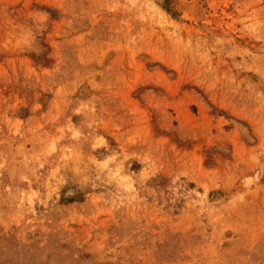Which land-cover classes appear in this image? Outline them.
Segmentation results:
<instances>
[{
    "label": "rangeland",
    "instance_id": "374dc122",
    "mask_svg": "<svg viewBox=\"0 0 264 264\" xmlns=\"http://www.w3.org/2000/svg\"><path fill=\"white\" fill-rule=\"evenodd\" d=\"M190 1L0 0V264H264V0Z\"/></svg>",
    "mask_w": 264,
    "mask_h": 264
},
{
    "label": "bare ground",
    "instance_id": "6f19581e",
    "mask_svg": "<svg viewBox=\"0 0 264 264\" xmlns=\"http://www.w3.org/2000/svg\"><path fill=\"white\" fill-rule=\"evenodd\" d=\"M193 1V0H192ZM190 1V2H192ZM178 6L176 7H180L179 9L183 11V9H185V11L183 12L184 14H186V10L189 11V16L187 17V15L184 18L188 19H192V17L195 15V11L197 10L198 7H196V5L194 3H187V1L184 2H180L177 4ZM198 5V4H197ZM178 9V10H179ZM198 12V11H197ZM188 13V12H187ZM183 14V15H184ZM182 16V15H181ZM183 17V16H182Z\"/></svg>",
    "mask_w": 264,
    "mask_h": 264
}]
</instances>
